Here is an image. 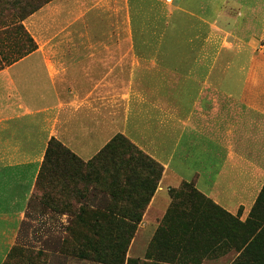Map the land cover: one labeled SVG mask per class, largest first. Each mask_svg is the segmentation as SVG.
Instances as JSON below:
<instances>
[{"label":"crops","instance_id":"obj_1","mask_svg":"<svg viewBox=\"0 0 264 264\" xmlns=\"http://www.w3.org/2000/svg\"><path fill=\"white\" fill-rule=\"evenodd\" d=\"M151 1L145 13L140 0H54L23 22L36 44L28 54L7 61L0 52V264L41 174L63 160L47 157L53 140L88 164L123 135L164 167L134 243L182 209L173 192L185 184L250 217L264 188V0ZM128 175L110 181L115 197L92 193L99 208L114 200L141 210L148 192ZM166 226L181 240L198 222ZM207 236L208 248L226 246ZM234 252L213 261L231 264Z\"/></svg>","mask_w":264,"mask_h":264},{"label":"rangeland","instance_id":"obj_2","mask_svg":"<svg viewBox=\"0 0 264 264\" xmlns=\"http://www.w3.org/2000/svg\"><path fill=\"white\" fill-rule=\"evenodd\" d=\"M140 2L143 4L146 13L148 5L152 1L140 0ZM40 3H42V0H0V52L5 60L12 61L16 59L18 52L23 49L22 47L27 48L30 44L22 26L24 19ZM136 21L138 22V19ZM52 166L56 168L55 171H52ZM67 168L73 170V176L75 177V186L70 190L68 176H66ZM112 168L108 169L113 171ZM106 172L105 165L101 162H95L91 166L66 158L54 160L52 165H48V169L42 173L37 185L33 202L27 213L18 241L5 264H105L90 259H81L74 254V250L83 244L81 242L83 240L77 239L76 235L78 234L77 231H80L76 215L82 211H99L102 214L108 213L111 209L114 212L123 213L125 211V207H115L114 200L112 202L110 200L111 205L109 204L104 209L99 208L97 205L100 199L99 197L95 199L92 193L100 191L108 195L115 193V188L111 184V176L115 174ZM123 174L127 175V173ZM74 189L75 192L72 193ZM187 192L188 190L183 191V193ZM178 195L183 205L180 206L182 209H178L177 212L183 210L182 212L189 213L195 209L201 212L209 209L207 203L203 200L195 199L191 204L190 201L192 200H189L190 198L185 196L186 194L184 196L182 194ZM126 200L128 199L126 198ZM215 234L219 233L211 231L207 234L211 236L210 241H216ZM191 235L188 232L183 233L181 240H173L168 236V240L170 239L172 241L170 243L175 244V247L182 244V250H173L167 253H160L159 249L155 247V236L153 237V235L146 237L144 243L137 241L134 243V237L128 250L127 260H134L136 264H152L158 258H168L176 261L170 264H180L177 263L180 260L190 262L188 264H198V261L201 264H217L213 260L219 258L220 251L226 252L228 249H235L236 257L240 254L236 249V245H231L233 240L231 237L227 242L230 246L222 245L218 250L208 248L209 246L205 243L207 236L198 234V237L192 235L197 240L186 239ZM185 245L187 246L183 249ZM213 249L214 251L210 253L209 251ZM126 264H128V261Z\"/></svg>","mask_w":264,"mask_h":264},{"label":"trees","instance_id":"obj_3","mask_svg":"<svg viewBox=\"0 0 264 264\" xmlns=\"http://www.w3.org/2000/svg\"><path fill=\"white\" fill-rule=\"evenodd\" d=\"M53 1L54 0H42V3L36 6L25 19ZM22 29L25 31L30 44L27 48L22 47L23 49L18 52L17 58L28 54L36 45L24 25ZM54 154L58 155L59 159L68 158V160L83 163L79 157L63 147V145L56 140L51 142L47 157L49 156L50 158ZM49 158L45 163V169L46 166L52 162ZM95 162L103 163L107 171L106 173L113 172L116 176L119 173H127L133 176L129 177L127 180L129 185H137V177L142 178L143 181H141V185L145 187L148 193L145 195L144 199L141 200V203L137 201V205L139 206L140 204V206H142L140 211L125 210L121 213L114 212L111 209L108 213L105 212L103 214L99 211H82L76 215L78 227L80 229V231L76 230L78 233L76 235L77 239L83 240L81 241L83 244L76 249L74 248V254L78 255L81 259H90L105 264H126L127 261L128 264H136L134 260H127L128 250L138 230L139 224L143 220L145 209L150 203L162 179L164 167L132 144L123 135L116 136L93 159V161L89 162L87 165L92 166ZM110 167H113V171L108 169ZM115 175L111 176L112 183ZM182 189L174 191L173 197H178V194H182V196L186 194L185 196L190 198L189 200L194 201L195 199H200L205 201L209 209L201 212L195 209L189 213L182 212L183 210L174 213L173 208L170 209L154 239V245L159 249L160 253L182 250V244L175 247V244L170 243L172 242L170 239L168 240V236L177 233V230L166 226L168 221L179 216V218L184 221L189 220L190 222H198V227L194 228V230L186 228L183 230L184 234L188 232L198 237V234L207 236L211 231H214L215 233H219L221 238L226 242V246H230L227 242L231 237V239H233L231 245H236V249L240 253L232 264H264V188L250 217L245 222H242L238 217H234L217 206L210 199L200 194L193 185L185 184ZM186 190H188V192L183 193V191ZM112 195L115 197V193H112ZM132 201H135V199H132ZM171 238L173 239V237ZM186 246L187 245L183 246V249H185ZM10 255L11 253L9 256ZM175 262V260H170L168 258H158L156 262L152 264H170ZM177 263L188 264L190 262L180 260ZM197 263L201 264L200 261Z\"/></svg>","mask_w":264,"mask_h":264}]
</instances>
